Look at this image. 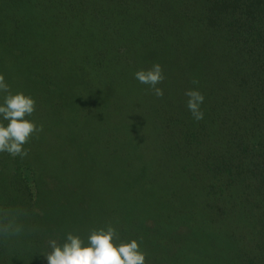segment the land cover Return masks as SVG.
<instances>
[{
	"label": "trees",
	"instance_id": "16d2710c",
	"mask_svg": "<svg viewBox=\"0 0 264 264\" xmlns=\"http://www.w3.org/2000/svg\"><path fill=\"white\" fill-rule=\"evenodd\" d=\"M178 1L0 0V73L13 92L35 98L29 118H40L42 138L67 151L54 168L71 180L82 168L80 187L132 184L133 198L148 205L140 222L108 214L103 224L76 222V231L111 224L120 241L141 242L146 264H264V0ZM139 44L144 53L133 57ZM157 62L163 97L133 73ZM194 87L205 96L200 121L187 108ZM127 101L135 119L115 120L114 107ZM40 167L0 153V223L18 213L19 223L34 224L36 258L48 264V242L62 235L47 212L70 205L53 191L73 185L52 173L43 180ZM23 236H0V264H13Z\"/></svg>",
	"mask_w": 264,
	"mask_h": 264
},
{
	"label": "clouds",
	"instance_id": "9594fccd",
	"mask_svg": "<svg viewBox=\"0 0 264 264\" xmlns=\"http://www.w3.org/2000/svg\"><path fill=\"white\" fill-rule=\"evenodd\" d=\"M135 79L150 86L155 96H164V89L158 86L165 79L163 66L159 62L136 71ZM185 95L193 119H204V94L194 87L188 89ZM35 111V98L23 91L13 92L5 75L0 73V153L13 157L28 155L25 145L33 134L43 131V125L38 127L36 121L29 118ZM5 215L9 218L7 222L0 223V236L19 237L25 230L17 220L19 214ZM48 247L51 250L44 254L48 264H146L147 258L139 240L120 241L117 228L111 224L94 229L86 241L80 235L69 232L63 243L51 239Z\"/></svg>",
	"mask_w": 264,
	"mask_h": 264
},
{
	"label": "rangeland",
	"instance_id": "374dc122",
	"mask_svg": "<svg viewBox=\"0 0 264 264\" xmlns=\"http://www.w3.org/2000/svg\"><path fill=\"white\" fill-rule=\"evenodd\" d=\"M195 1L196 0H180L178 1V3H176V5L178 7H180L183 3L187 6L189 5V3H192L193 5L195 4ZM119 22H121V19ZM41 23L42 21L39 20L36 24L40 25ZM186 24L188 23L185 22V25ZM182 27L180 28L182 29ZM188 33L189 34L192 33L193 37L195 38L200 37L194 28L193 29L188 28ZM171 40H174V38H171ZM88 41H89V38L87 39V42ZM143 53H144V49L141 44L132 47L131 55L133 57L134 56L136 57L137 55H140ZM125 66L126 64L115 65L110 69V73L117 74L118 76V74L124 71L123 67ZM127 72L132 74L131 71L127 70ZM133 73L135 74V72ZM145 86H146L145 90H149L150 93L152 94L153 91L151 90L150 86L148 85H145ZM173 92L175 91L173 90ZM84 93L86 95L83 94V97L80 98L81 101L83 102V103L81 102V104H83L86 108H89V105H87L86 103V97L88 93L87 91H84ZM170 97L176 99L178 95L175 92V95H171ZM75 104L76 105L79 104V100L74 98L71 111L76 114L77 110L75 111L74 109V107L76 106ZM114 109H115V112L113 113V117L115 120L117 119L118 121H121V120L127 121L126 119L128 117H130V119H135L136 117L137 108H136L135 102L127 101L125 106H122V107L115 106ZM116 113H117V118H116ZM81 119L83 118H79L78 121ZM38 120H40L39 117H37L36 121ZM84 121H85L84 119L81 120L82 125ZM41 134L42 132L36 133V136L38 138H35L32 136L27 142V144L25 145V148L28 150V155L26 156V158L28 160H32V162H36L37 165L42 166L43 169H41L40 167L41 169L40 175L43 178V180L48 177L49 173H52V175H49L52 178L54 177L63 178L64 180H69L70 182H72V185H73V187H68L69 185H71V183L69 184L68 182H64V181L59 182L57 180L60 183L59 189L61 190V192H55L57 190L53 191V193L58 196V198L56 199V202L60 199L62 200L63 198H66L67 204H70V205L68 206V209L64 208L65 211L63 210V208H61L60 210L57 209L51 212H47L48 214L45 220L47 225L56 227L58 232L62 235V239L60 243H63L66 234L69 232L78 234L82 238H84L85 241L87 240V237L92 231L88 230V233H87L85 231H76L75 229L76 224H77L76 222H80V220L82 219L85 220L84 223H90V218H91V219H94L95 224H103L104 222L103 217L108 216V214L113 216L115 219H121V220L125 217V215L126 217H129V215H132L130 218L138 219L139 222L140 220H143L144 217L148 216V212H149L148 205H146L145 203H144L145 206L139 205L138 200H135V198H133L134 195H137V192H134L133 190H131L132 184L130 185L129 183H127L128 186H125L126 183H124L123 185H119V186L111 185L112 187H110V189L104 190V191H101L100 187H98L97 185L96 186L86 185V186L80 187L81 185L86 184V181L79 180V173L83 170L82 168L76 167V170L74 171L75 173L71 175L73 177L72 180H71V177L70 179L66 177L65 167L63 168L60 167L59 169H56L57 167L54 168L53 161L57 160L60 163L59 166H62L67 161L65 160V159H68L67 151L64 148H59V146H56L55 144H53V141L50 137L42 138ZM35 140H37L38 144H41L40 146H43V148H40L38 144L37 145L33 144ZM64 154L66 156H64ZM37 161H39V163ZM5 177H6V174H5ZM160 180H161L160 183L164 181L162 180V178ZM44 184L46 183L44 182ZM76 186H78V188ZM79 187L82 189L81 191H77ZM121 188L124 189L125 191L123 193L117 194L115 191H118ZM119 206H121L122 209H120ZM143 208L147 212V214L144 217L141 216L143 213ZM137 213H140L141 215H138ZM116 222L118 221L113 222V224H115ZM23 225H24L25 230L22 234H24L23 239L25 241L23 240L22 248L14 256L13 264H46L45 262L43 263L42 261L36 258L37 256L36 253L40 251V248L37 246L38 241L36 239L34 240L30 236V232L32 234L35 233V230L32 227V225L34 224H29L27 221ZM32 240H34V242H32ZM207 247L210 249V246H207ZM207 247L205 248L206 250H208ZM219 254L220 252H218L217 258H220ZM221 257H223V255ZM214 264H225V263L222 260L220 261L214 260Z\"/></svg>",
	"mask_w": 264,
	"mask_h": 264
}]
</instances>
